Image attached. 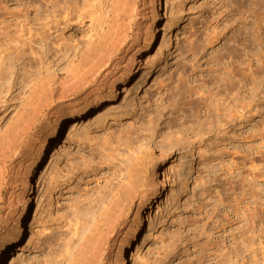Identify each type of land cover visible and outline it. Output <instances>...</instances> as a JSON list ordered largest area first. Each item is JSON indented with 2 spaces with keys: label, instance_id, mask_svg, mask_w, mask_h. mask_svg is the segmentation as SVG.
<instances>
[{
  "label": "rangeland",
  "instance_id": "374dc122",
  "mask_svg": "<svg viewBox=\"0 0 264 264\" xmlns=\"http://www.w3.org/2000/svg\"><path fill=\"white\" fill-rule=\"evenodd\" d=\"M28 1L22 0V4L25 3L31 9L29 22H24L19 32L22 35L19 46L23 43L24 59L22 57L16 64L17 69L14 68L15 72L20 73L23 83L20 81L22 85L14 87L0 103V147L9 144L14 154L11 153V160L0 168H4L8 176L0 205V248L27 202L31 213L24 235L12 249L5 264H66L71 245L75 243V226L82 218V205L87 207L88 201L100 194L116 169H120L121 177L137 160L144 166L150 165L152 169L162 163L158 175L154 177L155 182H158L157 194L152 204H144L138 217L135 216L137 207L126 212L111 243L113 246L110 247L106 264L124 263L121 250L138 219H141L142 227L128 252L129 264H216L221 261L220 252L212 258L207 256L210 254L208 247L213 241L220 240V246L234 248L242 245V239L246 240L245 245L250 248L249 254L246 253L249 262L263 264L264 213L255 210L258 207L254 206L256 200H251L249 196L253 186L262 184V204L259 202L264 208V84L261 93L251 92L253 102L249 107L250 119L242 126L240 122L233 123L226 137L222 138V134L219 137L211 136L208 142L206 138L205 142L194 146L187 143L181 146L176 140L178 137H182L183 141L189 140L188 126L203 119L202 113L187 104L186 95L193 91L208 93L212 90L216 93L219 88L216 83L220 81L217 77L230 70L237 72L244 69L246 74L256 73L264 60V0H170L168 3L162 0L163 6L158 7L161 18L158 19L155 43L150 51L140 54L153 21L151 13L147 12L132 34L133 46L127 57L129 60L125 61L129 65H137L135 76L106 104L62 129L58 141L44 156L37 174L33 175L32 194L29 187L32 159L40 141L46 136L47 127L61 115V110L72 98L85 89H71L69 91L72 94L69 91H55L54 100L47 107L45 103L36 126L25 132L22 123L32 115L33 107L37 105L39 109L42 103V94L33 92L30 81L34 77V82L42 80L57 70L63 76L77 75L79 61L84 63L89 54L101 48L97 41V34L105 22L101 12L111 0H94L99 4L91 0V5H97V9L87 8L92 14L91 18H79L74 13L70 23H62L56 34V30L48 33L49 27L44 25L45 20L33 24L31 19L36 17L39 2ZM0 2L10 12L23 8L18 1ZM13 21L12 18L6 20L11 26ZM258 28L262 29L260 35L257 33ZM15 29L13 26L10 30L13 38L19 35H16ZM62 50L64 53L67 50V54H63ZM11 80V83L15 82L14 77ZM249 83L248 87L252 89V80ZM101 85L100 82L91 83L90 89ZM110 136L116 138L114 142L120 136L123 137L121 142L124 148L113 142L112 148L118 147L113 151L115 156L112 158L118 156L115 159L93 151L96 147H102L107 140L105 137ZM87 137L90 139L88 142L93 141L95 147H88ZM14 138H17L15 145ZM10 140L14 142L13 145ZM162 154L167 157L161 158ZM241 177H246L244 180L248 178V181H240ZM256 177H259V181ZM245 199L251 205H247ZM243 227L244 230H253L249 233L246 231V238L241 236ZM60 237L63 238L62 242ZM55 238L60 241L54 248L51 243ZM64 239L70 242L69 245ZM47 246L52 253L49 247L47 250ZM259 248L263 249L259 251ZM214 252H217L216 249ZM235 257L233 261L240 264L241 258Z\"/></svg>",
  "mask_w": 264,
  "mask_h": 264
},
{
  "label": "bare ground",
  "instance_id": "6f19581e",
  "mask_svg": "<svg viewBox=\"0 0 264 264\" xmlns=\"http://www.w3.org/2000/svg\"><path fill=\"white\" fill-rule=\"evenodd\" d=\"M13 1L20 2L21 3L20 6H22L23 8L18 9L15 12H10L7 9V7H3L2 3L0 2V10H2L0 12V103L2 101L1 99H4L6 97V95L14 89V87L19 86L20 84L22 85V83H23L21 81V76L19 75L20 73L18 74V71L15 72L14 68L17 69L18 66H16V64L23 57V53H24L23 48L24 47H23V43H22V46L21 45L19 46V44L21 43V38H22V35H20L19 32H21L20 28L23 26L24 22H29L28 14L31 13V9H30V7H27V5L25 6V3L22 4V0H9V2H13ZM34 1L39 2V7L38 8L36 7L37 9L35 8L37 11L36 12L37 14L35 15L36 17L34 19H31L34 22L33 24L36 25V23L38 21L42 22L43 20H45L46 22L44 23V25L49 27L48 33L50 30H56L55 34H56L59 26L62 23L67 24V25H68V23H70V21L74 17V13L79 18H88V17L91 18L92 14L87 8H89V7L95 8L97 6L95 4H94V6L91 5V2L94 0H92V1L91 0H34ZM28 2L30 3V0ZM168 2H170V0H167V3ZM95 3L99 4V2H97V1ZM106 3H108V2H106ZM151 6H152V8H151ZM160 6H163L162 0H111L107 4L106 8H104L103 13L101 12L102 17L103 18L105 17L104 18L105 19L104 25L101 28V30L99 31V33L97 34V41H99L101 48L100 49L96 48L97 49L96 51H93L91 54H89L88 58H86L87 60L84 63L80 62L78 60L79 65H80L79 66L80 70H79V72H77L78 73L77 75H75L76 74L75 73L74 76H71L73 74L70 73L71 75L69 76L66 73L67 75L64 74L65 76H63V75H60L57 72L58 71L57 70V71H53V72L49 73L46 77H44L43 73H42L41 75L44 78H42V80H40L37 77L36 79H39V80H37L36 82H34V80H33V79H35V77L32 78V80L30 81V86H31L33 92L34 91L38 92L39 95H40V93L42 94L41 95L42 98H40V99H42V103L39 101L41 103L40 104L38 102L40 104L39 105L40 108L38 109L37 105H35L33 107V110L31 111L32 115L30 114L29 117L27 116L28 118L25 120V123H22V124H24L22 126V129L24 127L25 132L31 130L34 126H36L35 124L37 123L38 116L41 115V112L45 109V103H46V107H47V105L49 106L51 101L54 100L55 91L61 90L62 92H68L69 90L75 89V88L76 89L83 88L85 90L82 91L81 93L77 94L74 98H72V101L68 105H66L63 108V110H61L62 111L61 115L54 121V123H51L47 127L46 136L44 139H42L40 141V144L38 146V150L36 151L35 156L32 159V171H31L30 178H29V187L31 190V194L34 192L33 175L37 174L36 172L40 169V166L43 162L44 156L52 148V146L58 141V139L61 135L62 129L67 124H69L71 122H76V121H78V119H82L83 117L89 116L91 113H93L99 107L106 104L109 100H111L112 97H114L116 94H118L120 92L119 91L120 88L126 87V85L130 82V80L135 76V74L137 72V68H138L137 65H129L127 63L129 66H127V67L125 66V65H127L125 63V61L129 60L128 59L129 58L128 57L129 51L133 46L132 45V41H133L132 40L133 39L132 34H133V32L135 33V28L138 26L139 20L144 18L145 14L147 12L151 13V16L153 17V19H152L153 21L150 25L151 27H150L149 31L145 35L144 46L142 47L143 52H141L140 54L147 53L148 51H150L153 44L155 43L156 33L158 31V19L161 18L160 13H159V9H158V7H160ZM95 9H97V8H95ZM150 9H152V10L150 11ZM92 10H93V8H92ZM9 18L14 19V21H13L14 23L11 22L12 25L16 28L14 32H16V35H17V33L20 35V36L18 35V37H16V38H13V36L11 37L12 31H10V30H11V27H13V26H11V24L9 22H6V20ZM42 18H44V19H42ZM25 25H26V23H25ZM30 25H31V23H30ZM31 26H33V25H31ZM41 31H43V30L41 29ZM45 31H47V29ZM257 31H259L257 33H258V35H260V32L262 31V29L258 28ZM51 32H53V31H51ZM31 33H32V31H31ZM43 34L45 35L46 33H44V31H43ZM51 35H53V33ZM47 36H48V34L46 35V37ZM32 37H34V36H32ZM134 37H136V36H134ZM37 40H39V39H37ZM40 41H41V39H40ZM259 42H261V41H259ZM42 43H45V42H42ZM24 45H26V44H24ZM61 45H62V43H61ZM92 46H94V45H92ZM60 47H62V46H60ZM52 48H53V46H52ZM65 49H67V48H64V50ZM89 49H90V47H89ZM92 49H93V47H92ZM66 51H65V53L67 54ZM47 52H48V50L46 51V53ZM68 52H69V50H68ZM65 53L63 51V54H65ZM130 57H132V56H130ZM42 58H46V57H42ZM23 59H24V57H23ZM61 60H62V58H61ZM258 62L259 63L261 62V58H259ZM124 63H125V65H124ZM57 65H58V63H57ZM123 65L125 66V68ZM51 68H53V67H51ZM263 69H264V60L261 62V65L259 64L257 70L255 71L256 73L253 74L254 76L252 74H248V73L246 74V71L244 69L239 70L237 72H235L234 70H230L229 72L224 73L222 75H219V77H217L220 81H218L219 83L216 81L217 82L216 84L219 87L218 91L216 93L212 90L208 91V93H206V92L200 93L199 91H193L192 93L186 95L187 100H188L187 104L190 105L191 108L194 107L196 110H198L199 113H202L203 119H201L199 121V123H195V124L192 123L191 125L188 126L187 132H188V135L190 136L189 140L186 141V139H184V141H183L182 137L181 138L178 137L176 140V143L178 145H181V146L185 145L186 143L188 145H193V146L198 144V143L202 144L203 142H205L206 138H207L206 141L208 142L210 140L211 136L216 135L219 137V135L222 134V136H223V137L221 136L222 138L226 137L227 134L232 130L230 128V126L233 123L240 122L241 123L240 126L244 125L250 119V116H249V114H250L249 109L250 108L249 107H251V103L253 102V100L251 101V98H252L251 92H254V91L258 92L259 91L261 93L263 91V87H262L264 84V70ZM123 70H125V71L123 73H121ZM72 71H74V70H72ZM119 73H121L120 76H118ZM13 77H14L15 82L11 83V81H12L11 79H13ZM9 80H10V82H9ZM251 80H252L254 88L252 87V89L251 88L249 89L248 84H250L249 81H251ZM235 81L237 82V85L235 84ZM98 82H100L102 84L100 87H97L95 89H90L91 83H98ZM224 82H225V84H223ZM223 86H224V88H223ZM27 88H29V86ZM31 91H30V93H31ZM69 92L71 93L72 91H69ZM38 94H36V95H38ZM61 95H64V94H61ZM29 104H31V103L29 102ZM31 106H33V105H31ZM198 118H200V116ZM19 130H21V129H19ZM24 131H22V132H24ZM126 132L128 133V131H126ZM129 134H131V133L129 132ZM19 135H20V132H19ZM121 135H122V133H121ZM20 136H23V134H21ZM20 136L17 138H20ZM122 136H120L119 138L117 137L118 138L117 141L115 140V142L119 144L118 146L123 145V142H121L122 138H123ZM107 137H105L107 140L101 145L102 147H96L93 149V151H95V153L96 152L102 153L103 156L106 155L107 157L112 158V156L113 157L115 156V153L113 154V151L117 150L118 147L116 145L117 148H115V147L112 148L115 137L114 138L111 136H110V138H107ZM17 138H16V140H17ZM92 139H94V138H92ZM12 140H10V142ZM14 140H15V138H14ZM16 140H15L16 143L11 142L10 144H12V145H13V143H14V145L17 144ZM85 140L88 142V140H90V139H89V137H87ZM92 142H88V145H89L88 147H95V145H93ZM94 142H95V140H94ZM7 144H8V142H7ZM98 144H99V142H98ZM7 146L0 147V168H1V165L5 166L11 160L12 156L14 155L12 153V149H10L11 147L10 146L7 147ZM96 146H97V144H96ZM126 146H127V144H126ZM15 149H14V151H15ZM91 152H92V150H91ZM11 153L13 155H11ZM78 155L80 156L79 153H78ZM116 155H118V154L116 153ZM119 155H122V154H119ZM81 157H83V155ZM117 157L118 156H116L115 158H117ZM160 157L166 158L167 156L162 154V156H160ZM115 158H112V159H115ZM104 159H105V161H107L106 158H104ZM85 161H88V160L86 159ZM91 162L93 163V160H91ZM91 162H90V165H91ZM161 165H162V163H160V165L154 166L152 169V167L150 165H149V167L147 165L144 166L140 163V161L137 160L130 167V169H128L127 174L123 173L124 175H121V177H119V174L121 171H118V169H119L118 168L113 172L112 176L110 175L111 178L109 176L110 179H107L109 181L107 182L106 185H104V187L102 188L103 190L101 192H99L100 194H98V196L95 195L96 197H94V199L92 198V200L90 198H88V200L90 199L91 201H88L87 207L82 205L83 206L81 208L82 218H80L81 219L80 221L78 220V223L75 226L76 227V230L74 232L75 233V238H74L75 243H72V245L70 244L72 248H70L71 250L69 252V258L67 257L69 260L66 259L69 262V264H106V262H107L106 260L108 259V257H110L109 256L110 255V253H109L110 247L113 246L111 243L113 241L114 236H116V234L118 232V229H119L121 222H123V220H124L126 212L128 210H133L134 208L137 207V213L135 216L138 217L140 215L139 213H141L145 203L148 205L153 203V200L157 194V186L156 185H158V184H156L157 181L155 182L154 177L158 175V169ZM151 169H152V171H151ZM75 172H76V170H75ZM147 173H149L150 175L147 176L146 175ZM7 177L8 176L6 174L5 169L4 168L0 169V205L2 202V196H3L4 189H5V185H7L6 184ZM253 177H255V176H253ZM245 178L241 177L240 181H242V179L244 180ZM256 178H258L257 181H259V177H256ZM246 180H244V182H246ZM244 182H242V183H244ZM251 182H252V180H251ZM261 185L258 184L257 187L253 186L250 189L252 194L249 192L251 194L249 197H251L250 198L251 200L254 198H255L254 201L256 200L255 201L256 204L254 202V204H255L254 206L257 205L258 207L256 209L255 208L254 209L264 213L263 212L264 208H262L263 205L261 206L262 202L260 201V199H261L260 196L262 195L261 193H262V187H263ZM263 196H264V192H263ZM85 200H87V199H85ZM247 200H248V198H247ZM262 200H264L263 197H262ZM242 201L244 202V200H242ZM248 201H247V205L250 204V203L248 204ZM259 201L261 202V204ZM250 202H252V201H250ZM251 208H253V207H251ZM251 208H250V210H252ZM82 209H83V211H82ZM244 209H243V211H244ZM79 210H80V208H79ZM0 211H1V209H0ZM75 212H78V211H75ZM252 212H254V211H252ZM30 213H31L30 206H29V203L27 202L21 216L16 221L14 227L8 231L6 238H5V241L0 248V264H5V261H6L7 257L10 255L12 249L14 247H16L17 242L24 235V233L26 231L25 225L29 221ZM250 213L251 212H249V215H250ZM255 213H258V212L255 211ZM258 214H260V213H258ZM258 214H255V216H257ZM245 217H247V216H245ZM249 217H251V216H249ZM254 217L252 216V218H254ZM78 218H79V216H78ZM249 219H251V218H249ZM140 220L141 219H138L135 228L127 236L126 242L123 244V247L121 250V254L123 257V261H124L123 264H129V261H127L128 252L130 251L132 244L137 240V238L140 234L141 227H142V222ZM224 227H225V225H224ZM247 230H248L247 233H249L251 231V230L249 231L248 228H247ZM247 230H244V227H243L242 234H241V236L243 238L244 237L246 238V231ZM57 231H59V230H57ZM54 232H52L51 234H53ZM55 233L53 234L54 236L56 235ZM58 234L59 233H57V235ZM241 236L239 238L242 239ZM60 239H61V237H60ZM62 240H63V238L61 239V242H62ZM207 240H209V239H207ZM50 241H51V239H50ZM59 241L55 238L53 240V242L52 243L50 242V243L53 244L52 246H54V248H55L56 245H59ZM64 241H66V240L64 239ZM242 241H244V242L242 243V245L240 244L241 246H238V247L236 246L234 248L233 247H226V245L220 246L219 245L220 240L217 242L213 241L212 245H210L208 247L210 254H208L207 256L212 258L213 255L218 254V252H220L219 254H221L220 256L222 258H221V261L219 263H216V264H238L239 262L235 263L236 261H233V256H236V257L238 256L239 259L241 258L242 264H251L248 260L249 257L246 256V253H248L250 248H248L245 245L246 240L242 239L241 242ZM71 242H73L72 239H71ZM211 242H212V240H211ZM250 242H251V240H250ZM69 243L67 242L68 245H69ZM51 244H50V246H51ZM75 244H77V245H75ZM48 245H49V243H48ZM62 245H63V243H62ZM60 246H58V248ZM223 246L226 247V249L222 248ZM48 247L49 246H47V248ZM61 247H63V246H61ZM64 247H66V246H64ZM42 248H40V249H42ZM44 248H46V247H44ZM49 248L47 250H49ZM58 248H56V252H57ZM215 249L217 252L213 253V251ZM260 249L261 248H259L258 250L260 251ZM43 250H45V249H43ZM211 250H213L212 253L210 252ZM256 250L253 251L254 254L256 253ZM40 251H42V250H40ZM50 252L52 253L51 248H50ZM56 252H54V253L56 254ZM48 253H49V251H48ZM54 253L51 255H55ZM58 253H59V250H58ZM42 254H43V251H42ZM45 254H47V253H45ZM50 254H48L49 258H51ZM130 254L131 253H129V255ZM257 254H258V251H257ZM63 256H64V254H63ZM63 256H62V259H64ZM42 258H43V256H42ZM256 258L257 257H255V259ZM53 259H55V256ZM262 259L263 258H261V261H263V264H264V259L263 260ZM45 260L48 261V259H45ZM55 260H53V262ZM131 260L133 261V258ZM252 261L253 260H251V262ZM43 262H45V261L43 260ZM63 262H64V260H63ZM68 262L67 263L65 262V263L68 264ZM241 262H240V264H241ZM256 262L257 261H255V263ZM49 264H51V263H49ZM58 264H60V263H58ZM257 264H260V262L259 263L257 262ZM261 264H262V262H261Z\"/></svg>",
  "mask_w": 264,
  "mask_h": 264
}]
</instances>
